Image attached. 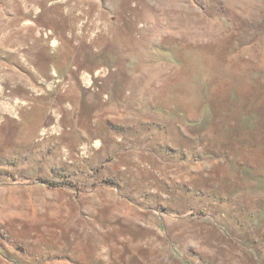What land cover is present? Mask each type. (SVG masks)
Segmentation results:
<instances>
[{
    "label": "rangeland",
    "instance_id": "1",
    "mask_svg": "<svg viewBox=\"0 0 264 264\" xmlns=\"http://www.w3.org/2000/svg\"><path fill=\"white\" fill-rule=\"evenodd\" d=\"M0 264H264V0H0Z\"/></svg>",
    "mask_w": 264,
    "mask_h": 264
},
{
    "label": "crops",
    "instance_id": "2",
    "mask_svg": "<svg viewBox=\"0 0 264 264\" xmlns=\"http://www.w3.org/2000/svg\"><path fill=\"white\" fill-rule=\"evenodd\" d=\"M36 190H32L31 191V194L28 196L27 198V204H31V205H41L42 207L39 208L37 207L38 209H40V214H43L44 211L46 210L44 208V203H53V206L56 208V206L58 207L59 204H64L66 205L67 207H70L71 209V212H72V204H73V199L72 197H67V196H63L61 198H58L57 196H54V197H51L49 196L50 193H54L56 194V191H52L51 189V192L48 191V189L46 188H43V187H35ZM45 194H48L47 196H45ZM31 212V211H30ZM28 213V211H27ZM42 221L44 222V220H40V222L42 223ZM51 229H47L46 227H41V228H38L36 227V229L33 231H30L32 232V234L35 236V239H37L38 241H45L46 237L47 236H55V235H58V233H51ZM52 241V240H51ZM53 242H57V239L56 238H53ZM41 248V247H40ZM38 248V249H40ZM42 249V248H41Z\"/></svg>",
    "mask_w": 264,
    "mask_h": 264
}]
</instances>
